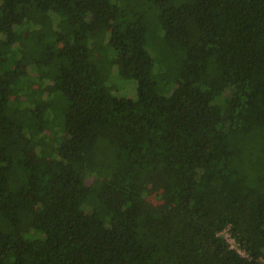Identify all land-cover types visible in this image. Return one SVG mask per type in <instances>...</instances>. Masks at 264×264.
Masks as SVG:
<instances>
[{
    "label": "trees",
    "instance_id": "1",
    "mask_svg": "<svg viewBox=\"0 0 264 264\" xmlns=\"http://www.w3.org/2000/svg\"><path fill=\"white\" fill-rule=\"evenodd\" d=\"M0 264H264V0H0Z\"/></svg>",
    "mask_w": 264,
    "mask_h": 264
},
{
    "label": "rangeland",
    "instance_id": "2",
    "mask_svg": "<svg viewBox=\"0 0 264 264\" xmlns=\"http://www.w3.org/2000/svg\"><path fill=\"white\" fill-rule=\"evenodd\" d=\"M114 85L117 86L116 94L119 96H126L129 98H136L137 97V83L134 80H126L121 77L117 78V80H114L113 82ZM151 201L154 202L155 204H160V202L157 200V198L152 195L150 197ZM223 235L225 238L231 242L232 245L233 239L230 237V233L228 230H226Z\"/></svg>",
    "mask_w": 264,
    "mask_h": 264
},
{
    "label": "built area",
    "instance_id": "3",
    "mask_svg": "<svg viewBox=\"0 0 264 264\" xmlns=\"http://www.w3.org/2000/svg\"><path fill=\"white\" fill-rule=\"evenodd\" d=\"M225 232V231H224ZM223 232V233H224ZM230 233V232H229ZM230 237H231V234H230ZM232 238V237H231ZM233 239V238H232ZM231 243V242H230ZM233 243H234V245H232L233 247H236V244H235V241H234V239H233ZM239 250V252L241 253V254H243V255H246L245 254V252H243V251H241L240 249H238Z\"/></svg>",
    "mask_w": 264,
    "mask_h": 264
}]
</instances>
